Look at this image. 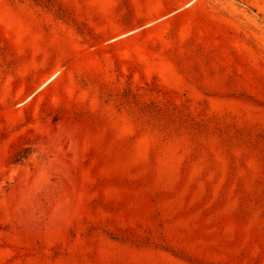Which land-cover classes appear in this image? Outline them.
<instances>
[{"label": "rangeland", "instance_id": "1", "mask_svg": "<svg viewBox=\"0 0 264 264\" xmlns=\"http://www.w3.org/2000/svg\"><path fill=\"white\" fill-rule=\"evenodd\" d=\"M0 264H264V0H0Z\"/></svg>", "mask_w": 264, "mask_h": 264}, {"label": "trees", "instance_id": "2", "mask_svg": "<svg viewBox=\"0 0 264 264\" xmlns=\"http://www.w3.org/2000/svg\"><path fill=\"white\" fill-rule=\"evenodd\" d=\"M146 87L148 88L145 91L160 96V101L155 99L145 101L143 99L144 94L140 91V88L132 89L128 86L121 94L114 95L116 107L132 114L137 121L143 120L145 126L167 138L171 136L176 138L186 137L194 146L193 153L195 150L196 152L199 150L203 141L207 140L206 142H208L216 134L224 135L225 137L235 135L236 131L234 133L230 130H219L217 127L226 126L217 123L216 117H206L204 114L194 115L186 101L177 105L170 99L163 98L167 92H162L156 87L149 85H146ZM99 92L103 98L111 97L105 86H101ZM233 128L235 130L236 127ZM218 148H222L225 152L227 147L221 141ZM225 153L229 154L227 151Z\"/></svg>", "mask_w": 264, "mask_h": 264}]
</instances>
